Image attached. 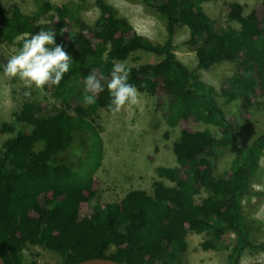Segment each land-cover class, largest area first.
Masks as SVG:
<instances>
[{"label": "trees", "instance_id": "1", "mask_svg": "<svg viewBox=\"0 0 264 264\" xmlns=\"http://www.w3.org/2000/svg\"><path fill=\"white\" fill-rule=\"evenodd\" d=\"M127 1L163 23L162 44L138 35L107 0H95L99 16L91 24L80 16L83 0L78 5L42 2L33 15L23 14L15 2L10 15L0 8L1 42L18 50L25 33L53 29L56 43L73 58L60 84L42 89L54 99L70 96L68 101L52 112H44L46 103L24 101L14 113L22 129L17 130L16 123L2 125V132L12 134L0 146V258L5 264H23V249L36 246L56 253L60 259L54 264L93 259L184 264L188 234L210 238L201 244L204 251L220 243L230 247L227 264H237L245 249L264 250V244L257 246L249 239L255 221L243 205L245 199L256 198L251 205L256 212L264 203V192L251 187L264 156V121L252 144L239 148L237 119L225 114L215 90L198 73L235 63L238 71L228 81L230 90L221 94L226 103L238 100L242 114L250 117L253 102L264 97V0L247 15L239 3L227 4V21L236 22L239 29L227 26L220 31L200 6L220 0ZM183 27L189 34L183 44L196 56L192 69L175 54V32ZM137 53L158 58L129 66V82L139 93L155 98L154 110L172 124L213 126L219 136L208 129H182L171 146L176 167L156 169L159 179L152 183L151 194L134 190L118 202L91 208L101 183L93 169L102 157L92 117L98 110H109L110 96L105 87L95 104L80 102L83 82L94 69L108 78L114 63L137 62ZM4 64L0 58V72ZM80 130L89 135L83 139L91 146L75 166L63 155ZM226 151L235 157L229 169L216 176L215 162ZM226 235L233 240H224Z\"/></svg>", "mask_w": 264, "mask_h": 264}, {"label": "rangeland", "instance_id": "2", "mask_svg": "<svg viewBox=\"0 0 264 264\" xmlns=\"http://www.w3.org/2000/svg\"><path fill=\"white\" fill-rule=\"evenodd\" d=\"M261 0H220L217 2H204L200 6L203 12L212 21L215 29H226L227 26L239 29L236 22L227 21L226 6L229 3H239L243 6V14L247 15L252 7ZM15 2L20 11L26 15L37 12L42 2L52 5L79 4V0H0V8L5 14L10 15V5ZM117 12L118 16L125 18L136 33L149 39L155 44H162L166 39L164 25L153 14L147 13L138 3H130L127 0H107ZM80 16L87 23H93L99 16L95 6V0H83V9ZM46 19L42 18V22ZM70 20H73L70 18ZM188 31L185 27L178 28L174 36L177 59L189 69L195 67L196 56L193 49L184 45L188 39ZM21 39V38H20ZM19 40V39H18ZM17 50L14 44H6L0 41V58L7 62L8 58ZM137 62L129 59L125 61L128 66L133 64L152 63L157 57L137 53ZM238 66L235 63H222L213 66L207 71H198L201 80L211 86L216 92V100L221 105L227 116L237 119L239 136L237 146L245 148L252 144L262 129L264 121V97L253 102L249 110V118L239 109V101L226 103L221 94L224 90H230L228 81L237 74ZM67 99H54L50 93L33 87H25L19 78H9L0 72V146L3 141L12 134L2 132L4 123H16V129L22 126L15 122L14 113L24 101H36L47 104L44 112H52L60 103ZM78 100V99H77ZM79 101L83 99L79 97ZM155 98L140 93L139 102L136 105H128L119 113L113 114L109 110H98L92 117V129L95 138L99 141L101 149L100 164L93 169L94 174L100 179V188L97 197L90 203L91 208L98 204H108L120 201L128 192L142 190L147 194L152 193V183L158 180L156 169L159 167L175 168V157L171 146L177 141L182 129L198 131L208 129L215 137L219 136L218 129L202 123L174 124L164 118L160 111H155ZM160 112V113H159ZM84 130L74 134V142L63 158L70 164H77L78 160L85 156L91 142ZM94 137V136H93ZM88 140V141H86ZM79 152V155H76ZM235 153L224 152L215 162V175H222L229 169ZM169 184L168 181H166ZM253 190L264 192V156L260 159V169L251 185ZM204 197V196H203ZM198 201L200 198L197 199ZM258 202L256 198L250 201L244 200V209L248 210L247 216L255 222L252 224L250 241L255 245L264 244V203L258 211H252L251 205ZM210 239L206 235L188 234L186 238L187 248L182 255L184 264H227V256L230 247L220 243L215 250L204 251L201 244ZM224 240L231 242L232 235H226ZM23 264H54L59 261V256L40 247H26L23 249ZM237 264H264V250L245 249L239 257Z\"/></svg>", "mask_w": 264, "mask_h": 264}, {"label": "clouds", "instance_id": "3", "mask_svg": "<svg viewBox=\"0 0 264 264\" xmlns=\"http://www.w3.org/2000/svg\"><path fill=\"white\" fill-rule=\"evenodd\" d=\"M22 47L12 54L3 65V73L9 78H19L25 87L43 89L46 85L57 86L70 71L72 56L63 44H57L56 32L40 30L25 33ZM131 68L125 62L114 63L109 77L92 70L84 79L83 101L86 105L96 103L98 95L108 90L110 96L109 111L119 113L128 105L139 102L140 93L129 82ZM106 82L103 83L104 81ZM79 155V152H76Z\"/></svg>", "mask_w": 264, "mask_h": 264}, {"label": "water", "instance_id": "4", "mask_svg": "<svg viewBox=\"0 0 264 264\" xmlns=\"http://www.w3.org/2000/svg\"><path fill=\"white\" fill-rule=\"evenodd\" d=\"M0 264H5L1 258H0ZM80 264H120V263H116L107 259H93V260L81 262Z\"/></svg>", "mask_w": 264, "mask_h": 264}]
</instances>
